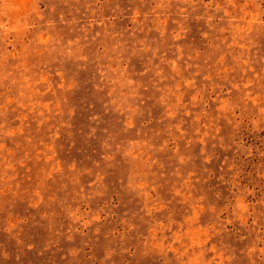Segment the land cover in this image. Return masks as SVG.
Returning a JSON list of instances; mask_svg holds the SVG:
<instances>
[{
    "label": "rangeland",
    "instance_id": "374dc122",
    "mask_svg": "<svg viewBox=\"0 0 264 264\" xmlns=\"http://www.w3.org/2000/svg\"><path fill=\"white\" fill-rule=\"evenodd\" d=\"M0 264H264V0H0Z\"/></svg>",
    "mask_w": 264,
    "mask_h": 264
}]
</instances>
